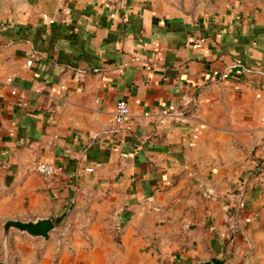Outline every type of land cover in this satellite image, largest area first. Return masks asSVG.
Masks as SVG:
<instances>
[{
  "label": "crops",
  "instance_id": "1",
  "mask_svg": "<svg viewBox=\"0 0 264 264\" xmlns=\"http://www.w3.org/2000/svg\"><path fill=\"white\" fill-rule=\"evenodd\" d=\"M15 9L0 17V264H264V0ZM45 216L49 238L11 228L4 244L5 220Z\"/></svg>",
  "mask_w": 264,
  "mask_h": 264
},
{
  "label": "built area",
  "instance_id": "2",
  "mask_svg": "<svg viewBox=\"0 0 264 264\" xmlns=\"http://www.w3.org/2000/svg\"><path fill=\"white\" fill-rule=\"evenodd\" d=\"M107 5H110V3H107ZM43 17L48 19L50 22L55 21V18H53L52 16H49L47 13H44ZM31 62H32L31 59L28 60V64H30ZM224 75L227 76V73H225ZM12 79H13L12 77H8V81H12ZM13 92H16V90H13ZM257 97L264 99V89H261L257 92ZM130 111H131V108L127 101L122 100V99L117 101L115 105V109H114V115H113L115 128L117 129L122 128L126 119L130 115ZM261 119L263 122L262 147L264 148V113ZM52 141L53 140H50L51 143ZM35 168L40 174L44 176H51L55 174L57 171L62 170L63 166L60 164L54 163V162L38 160L35 164ZM86 169L89 171H92L94 170V167L88 166Z\"/></svg>",
  "mask_w": 264,
  "mask_h": 264
},
{
  "label": "water",
  "instance_id": "3",
  "mask_svg": "<svg viewBox=\"0 0 264 264\" xmlns=\"http://www.w3.org/2000/svg\"><path fill=\"white\" fill-rule=\"evenodd\" d=\"M56 227V223L50 216L39 217L37 219L23 220L19 218H9L3 223L4 244L7 245L11 228L25 231L33 236H43L49 238L51 231ZM198 264H214L211 260L201 261Z\"/></svg>",
  "mask_w": 264,
  "mask_h": 264
},
{
  "label": "rangeland",
  "instance_id": "4",
  "mask_svg": "<svg viewBox=\"0 0 264 264\" xmlns=\"http://www.w3.org/2000/svg\"><path fill=\"white\" fill-rule=\"evenodd\" d=\"M23 0H0V17L5 16L10 11L16 10L18 6L21 7Z\"/></svg>",
  "mask_w": 264,
  "mask_h": 264
}]
</instances>
